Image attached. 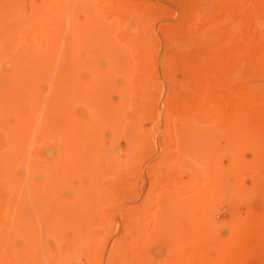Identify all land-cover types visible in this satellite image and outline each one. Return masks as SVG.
<instances>
[{"label":"rangeland","instance_id":"obj_1","mask_svg":"<svg viewBox=\"0 0 264 264\" xmlns=\"http://www.w3.org/2000/svg\"><path fill=\"white\" fill-rule=\"evenodd\" d=\"M45 1L0 0V264H264V0Z\"/></svg>","mask_w":264,"mask_h":264},{"label":"bare ground","instance_id":"obj_2","mask_svg":"<svg viewBox=\"0 0 264 264\" xmlns=\"http://www.w3.org/2000/svg\"><path fill=\"white\" fill-rule=\"evenodd\" d=\"M46 2V4H41V5H39L38 6V8L36 9V11H38L39 12V14L38 13H36L37 15H38V17H37V20H39V18L42 20V21H44V22H46V23H51L52 24V0H46L45 1ZM64 4V3H63ZM72 4V3H71ZM74 5V4H73ZM66 6V5H65ZM71 6V5H70ZM72 7H74V6H72ZM60 8H63V5L62 6H60ZM69 8V7H68ZM64 9V8H63ZM72 9V8H71ZM70 9V10H71ZM66 11H67V9H66ZM67 12H65V10L63 11V14H65V15H67L66 14ZM64 15V16H65ZM63 16V17H64ZM62 17V18H63ZM58 20L62 23V25H64L65 23H66V21H67V19H61L60 18V16H59V18H58ZM54 22H56V20L54 19ZM40 23H43V22H40ZM79 45V44H78ZM77 44H75L74 45V47L72 48V50L73 51H76V52H79V51H77ZM65 48L67 49V48H70L69 46H68V43L67 44H65ZM65 48H64V50H65ZM80 50V49H79ZM66 51H69L68 49L66 50ZM64 53H66V52H64ZM72 53V52H71ZM74 53V52H73ZM48 56H49V58L50 59H52V52H50V53H48ZM47 56V57H48ZM47 63V62H46ZM52 64V63H51ZM48 65H49V63H48ZM33 66H35V65H33ZM47 66V65H46ZM42 67V66H41ZM49 70H51V69H49ZM46 71V70H45ZM44 71V72H45ZM44 72H42L41 71V73H44ZM50 72V71H49ZM40 73V74H41ZM26 74H29V73H25V75ZM17 76V80L14 82V81H11V86H10V89H12V91L9 93V94H6L5 96H4V100H6V102H8V101H11V99L12 98H14V96H15V94L17 93V95L20 93V92H22L23 91V88H24V85L22 84V83H20V80L18 79V75H16ZM41 77H43L42 75H41ZM21 94V93H20ZM19 94V95H20ZM23 94V93H22ZM35 95V94H34ZM22 96V95H21ZM40 96V95H39ZM45 97H42L43 99L44 98H46V101L47 102H45L46 103V108L48 109V107H49V110H50V112H51V114H52V84H51V87H50V92H48L46 95H44ZM17 97V96H16ZM34 97V99H35V101H31L30 103H32V105L30 106L31 107V110H32V112H35V111H39V109H42V102L40 101L39 102V100H37L36 101V99L37 98H35V96H33ZM21 98V97H20ZM19 99V98H18ZM18 99H17V101H18ZM32 99V98H31ZM33 99V100H34ZM15 100V99H14ZM43 101V100H42ZM20 103H22V102H20ZM23 104V103H22ZM44 104V103H43ZM41 105V106H40ZM3 107V106H2ZM7 108V107H6ZM1 110H2V108H0ZM33 115V114H32ZM26 116V115H25ZM29 117V116H28ZM22 117H20V119H21ZM30 118H33V117H31L30 116ZM29 118V119H30ZM27 119V118H26ZM25 118H23V121L24 120H26ZM27 121V120H26ZM29 121V120H28ZM27 121V122H28ZM19 122H21V121H19ZM18 121H17V125H18V123H19ZM31 121H29V123H30ZM32 124H34V121H33V119H32ZM23 123H25V122H22V124ZM28 123V124H29ZM26 124V123H25ZM24 124V125H25ZM27 125V124H26ZM26 125H25V128H26ZM19 126V125H18ZM21 126V125H20ZM33 126H35V125H33ZM16 128H17V126H15ZM23 127V126H22ZM21 127V128H22ZM14 128V127H13ZM21 128H19V129H21ZM24 127H23V129H25ZM27 128H29V126L27 127ZM19 129H17L18 131H19ZM33 129V128H32ZM13 130V129H12ZM17 130H15V131H17ZM27 130V129H26ZM21 131H22V129H21ZM24 131V130H23ZM13 132H14V130H13ZM12 132V133H13ZM30 132H31V130H30ZM30 132H28V133H30ZM15 133V132H14ZM20 133V132H19ZM24 133H27V132H24ZM11 134V133H10ZM12 135V134H11ZM15 135H17V138H18V134H15ZM15 135H12V138L13 139H11V141L13 140L14 141V145H18L19 143H20V139H15L16 138V136ZM15 137V138H14ZM11 138V137H10ZM22 141V140H21ZM11 143V142H10ZM12 145H13V142H12ZM22 146V145H21ZM20 146V147H21ZM8 147V146H7ZM9 147H10V145H9ZM14 147V146H13ZM17 147H19V146H17ZM7 149V148H6ZM11 150V161L10 160H7V161H10V162H8L9 163V166H10V164L12 163H15V164H19V162H20V157H21V154H22V150L20 149V148H11L10 149ZM5 151V150H4ZM7 153L5 152V155H6ZM4 155V154H3ZM7 156V155H6ZM2 158V157H1ZM7 158H5V159H3V160H6ZM10 159V158H9ZM6 161V162H7ZM1 163V162H0ZM3 163V162H2ZM7 163V164H8ZM4 164V163H3ZM15 164H13V165H15ZM6 165V164H5ZM12 165V166H13ZM1 167V166H0Z\"/></svg>","mask_w":264,"mask_h":264}]
</instances>
